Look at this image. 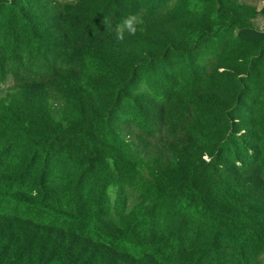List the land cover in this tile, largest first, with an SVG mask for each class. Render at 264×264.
<instances>
[{"label":"trees","instance_id":"1","mask_svg":"<svg viewBox=\"0 0 264 264\" xmlns=\"http://www.w3.org/2000/svg\"><path fill=\"white\" fill-rule=\"evenodd\" d=\"M258 16L0 0V264H264Z\"/></svg>","mask_w":264,"mask_h":264},{"label":"rangeland","instance_id":"2","mask_svg":"<svg viewBox=\"0 0 264 264\" xmlns=\"http://www.w3.org/2000/svg\"><path fill=\"white\" fill-rule=\"evenodd\" d=\"M240 1H244V0H240ZM245 1H247V2L251 1L254 4H256L257 6H260L263 0H245ZM258 17H260V18L256 17L254 19L255 27L258 29L264 30V17H262V16H258Z\"/></svg>","mask_w":264,"mask_h":264},{"label":"clouds","instance_id":"3","mask_svg":"<svg viewBox=\"0 0 264 264\" xmlns=\"http://www.w3.org/2000/svg\"><path fill=\"white\" fill-rule=\"evenodd\" d=\"M133 19H134V17H129V18L125 19L122 23H123V25H125V26L130 28L131 25H132ZM119 27L120 26L118 25V29H119ZM117 39H122V36L119 35V32L117 34Z\"/></svg>","mask_w":264,"mask_h":264},{"label":"crops","instance_id":"4","mask_svg":"<svg viewBox=\"0 0 264 264\" xmlns=\"http://www.w3.org/2000/svg\"><path fill=\"white\" fill-rule=\"evenodd\" d=\"M243 2H245V3H247V4H250V5H254L255 7H257L258 9L261 7V5H262V3H263V1H262V3H261V5L260 6H257L256 4H254L253 2H251V1H243ZM257 18H260V17H257Z\"/></svg>","mask_w":264,"mask_h":264}]
</instances>
